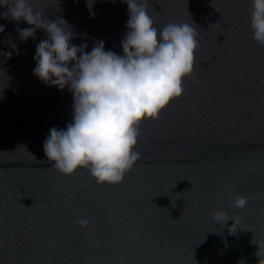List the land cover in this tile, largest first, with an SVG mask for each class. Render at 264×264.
Here are the masks:
<instances>
[{
  "label": "water",
  "instance_id": "obj_1",
  "mask_svg": "<svg viewBox=\"0 0 264 264\" xmlns=\"http://www.w3.org/2000/svg\"><path fill=\"white\" fill-rule=\"evenodd\" d=\"M30 3L73 26L74 44L90 51L103 40L122 54L123 0H95L94 16L86 0ZM147 6L158 30L195 21L198 40L182 88L140 124V159L119 185H99L83 169L66 177L47 162L43 141L71 122L72 94L33 75L46 34L22 42L17 27L28 25L0 15V264H257L250 241H264V46L252 38L251 0ZM238 195L243 208L232 206ZM216 210L232 220L216 224Z\"/></svg>",
  "mask_w": 264,
  "mask_h": 264
},
{
  "label": "clouds",
  "instance_id": "obj_2",
  "mask_svg": "<svg viewBox=\"0 0 264 264\" xmlns=\"http://www.w3.org/2000/svg\"><path fill=\"white\" fill-rule=\"evenodd\" d=\"M128 7L126 29L120 45L122 54L105 50L97 40L74 44L73 26L57 17L52 20L35 10L30 0H0L6 19L28 27H17L22 42L38 30L46 38L36 44L33 75L42 83L65 88L72 94V119L65 128L52 127L43 141L47 162L63 176L87 170L99 185H119L140 159L136 150L139 126L157 119L173 94L183 86L182 74L194 63L198 25L189 18L157 29L148 13L147 0H123ZM95 0H86L91 15ZM249 26L252 38L264 46V0H251ZM4 25L0 24V33ZM86 35V34H85ZM19 54L15 43L11 44ZM11 57L12 52L5 53ZM247 197L236 196L235 208L247 205ZM216 224L232 220L224 210L213 212ZM78 224L84 228L87 218ZM257 245V264H264V241ZM238 264H245L241 259Z\"/></svg>",
  "mask_w": 264,
  "mask_h": 264
},
{
  "label": "snow or ice",
  "instance_id": "obj_3",
  "mask_svg": "<svg viewBox=\"0 0 264 264\" xmlns=\"http://www.w3.org/2000/svg\"><path fill=\"white\" fill-rule=\"evenodd\" d=\"M175 94H176V92L173 94V96H172V98L174 99V97H175ZM169 103H171V101H169Z\"/></svg>",
  "mask_w": 264,
  "mask_h": 264
}]
</instances>
